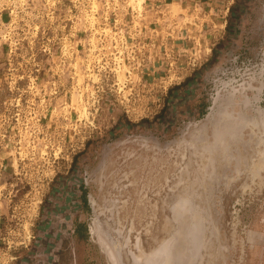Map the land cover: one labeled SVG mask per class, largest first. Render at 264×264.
Segmentation results:
<instances>
[{"label":"rangeland","instance_id":"1","mask_svg":"<svg viewBox=\"0 0 264 264\" xmlns=\"http://www.w3.org/2000/svg\"><path fill=\"white\" fill-rule=\"evenodd\" d=\"M1 3L0 264H264V0Z\"/></svg>","mask_w":264,"mask_h":264},{"label":"crops","instance_id":"2","mask_svg":"<svg viewBox=\"0 0 264 264\" xmlns=\"http://www.w3.org/2000/svg\"><path fill=\"white\" fill-rule=\"evenodd\" d=\"M168 1L172 3L177 2L179 4L181 3V4H187V5L191 4V2L192 3L195 2L196 4H199L205 9L206 7L207 8L212 7L218 10L220 7L225 6V3L227 4L229 3V5H231V3H233L234 0H231V1L230 0L229 1L227 0H168ZM207 16H208V13H206V17ZM2 51H3V48L2 49L0 48V58L3 55Z\"/></svg>","mask_w":264,"mask_h":264},{"label":"built area","instance_id":"3","mask_svg":"<svg viewBox=\"0 0 264 264\" xmlns=\"http://www.w3.org/2000/svg\"><path fill=\"white\" fill-rule=\"evenodd\" d=\"M2 3H1V0H0V21H1V13H2Z\"/></svg>","mask_w":264,"mask_h":264},{"label":"trees","instance_id":"4","mask_svg":"<svg viewBox=\"0 0 264 264\" xmlns=\"http://www.w3.org/2000/svg\"><path fill=\"white\" fill-rule=\"evenodd\" d=\"M188 81V80H187ZM174 88L170 89L169 93H171L173 91Z\"/></svg>","mask_w":264,"mask_h":264}]
</instances>
